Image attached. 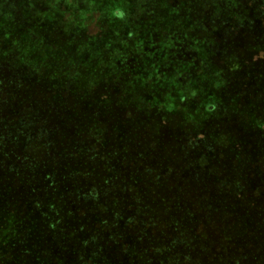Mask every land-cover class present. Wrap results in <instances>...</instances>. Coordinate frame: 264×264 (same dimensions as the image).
Instances as JSON below:
<instances>
[{
  "label": "rangeland",
  "instance_id": "rangeland-1",
  "mask_svg": "<svg viewBox=\"0 0 264 264\" xmlns=\"http://www.w3.org/2000/svg\"><path fill=\"white\" fill-rule=\"evenodd\" d=\"M41 1L0 0V19L14 27L0 28V264H264V64L248 66L263 58L254 37L245 59L235 52L246 33L237 28L241 20L220 14L224 0ZM43 9L55 17L49 28L15 23ZM110 28L122 29L128 50L140 44L137 55L169 50L162 69L168 75L181 69L185 89L200 88L188 99L195 111L170 114L166 104L153 106L149 89L140 98L131 54L134 81H126L124 99L113 88L98 95L100 109L114 97L108 105L114 115L102 123L99 111L98 119L96 113L84 123L69 121L71 112L50 86L60 75L44 68L42 52L38 58L29 49L40 35L47 45L66 31L69 42L96 48L94 67L106 70ZM214 51L222 57L217 63ZM58 57L63 63L65 56ZM198 69L223 85L204 77L196 85ZM162 85L165 93L173 89L168 79ZM85 100L92 102V93L74 94L71 102ZM225 110L229 124L222 122ZM208 118L220 128L218 146L227 150L221 162L208 149L215 129L190 135L194 123ZM119 122L136 129L137 143H124L125 134L116 138L125 128ZM173 123L181 133L170 138ZM155 125L164 131L155 132ZM174 147L184 157L177 158V170L167 161Z\"/></svg>",
  "mask_w": 264,
  "mask_h": 264
},
{
  "label": "trees",
  "instance_id": "trees-1",
  "mask_svg": "<svg viewBox=\"0 0 264 264\" xmlns=\"http://www.w3.org/2000/svg\"><path fill=\"white\" fill-rule=\"evenodd\" d=\"M210 1L211 0H204L203 2L206 4L208 3L210 4ZM250 1L253 2V5H249ZM40 4H44V0H42ZM223 5H225L226 7L224 8V10L220 11V14L224 16H235L236 15L241 20L237 28H242L244 30L243 32L248 33V34L243 33V36H244L243 44L238 43L236 44L237 45L236 47L234 46L235 52H242V55L244 56V59H245V53L249 52L252 49L250 42H251V39L254 37V39L259 44V46H261L260 48H256L255 52L263 54V58L256 61V63L255 62H252V64L248 63V66L251 67V69L261 68L262 65L264 64V0H224ZM202 6L204 7L203 4ZM245 6L249 7L250 10L246 11L247 8L244 10ZM220 9L221 7L219 8V10ZM43 10L44 12L43 11L28 12V14H26L28 19L26 20L25 24L20 23V20L15 21V23L18 25L19 28H31L30 24L36 25V23L38 24L37 28H49V26H51L50 22L53 23L51 19H54L55 17L49 14V11L47 9H43ZM35 18H37L39 21L35 22L34 21ZM4 19L7 21L6 18ZM110 23H113V19L110 20ZM59 27L61 28L60 25ZM0 28H14V27H12V24H10L9 22L8 23L3 22L1 18ZM130 29L131 31H133V28H130ZM109 31L110 33H108L107 35L110 37H109V40L106 42L107 49L105 50V55H106V60H107V62L105 63L107 66L106 70H104L103 68L98 69L97 67H94L97 56H99V53L96 51V48L85 46L83 44V40H79L78 42H73V43L69 42L66 31H65V34L58 33L57 36H55L53 42L47 45L44 44L43 35H40L37 37V40H35L34 45L29 49L31 51V54L35 53L36 57L38 58H40V55L42 52L44 54V59L48 60L47 62H45L46 65L44 66V68L46 70L48 69L47 71H52V72L56 71V74L60 75L57 80L55 79L50 80L51 82L50 86H51V89H53V91L56 93L54 98L60 101L62 106L66 108L67 113L71 112L70 114L72 116V119H69V121H72L73 118H75L78 121L82 120V122L84 123L85 120H87L88 115L90 114L95 115L99 111V113L102 114L101 116L102 119L100 118V123H102V120L105 119L106 116L109 117L110 114L108 113H111L114 115L115 112L113 110H111L110 112L108 110V105L113 106L112 103L113 101H115L114 97L112 96L111 98L112 102H110V98H109L107 100V104H103L105 105V107L102 108L104 110L103 111L102 109L99 108L102 105H100L101 102L99 100L98 95L100 93L106 92L110 88H113L110 91L112 92V95L119 93L118 97L121 96L124 99V96L122 95V90L127 88L126 81L128 80L134 81L133 79L130 78L131 71L129 69V64L127 62V60L130 59L131 54H134L135 56H137V59L134 65H135V74H138L139 76H141V77H138V81L142 82L141 84L142 87L141 89L138 88V91H137L138 93H140L139 95L140 98L145 97L146 91L148 92V89H149V92L152 94V99H151V102L149 103L152 104L153 106L166 104L165 110L168 111V113L170 114L172 113L175 114L176 109L179 113L180 111H185V109H189L190 112L195 111L196 109L195 106L189 105L190 103H188L189 102L188 99L191 97H195L194 96L195 93H193V91H195V89H200V88H194L191 91L186 90L185 89L186 84L180 83L179 81L180 79L179 77H177V72L182 73L181 69H180L181 71L179 70L177 72L172 71V73H169V75L166 72H164L162 69V63L165 62V60L169 57V54L172 55V53L169 50H164L163 48H159V49H155L154 51L149 50L147 52H140L137 55V53L134 52L133 50L137 49L140 44H137L136 46H134L133 49L128 50L127 49L128 44L124 43L125 41L123 39L122 29L110 28ZM253 32L255 36L253 35ZM51 34L54 35L55 32H52ZM145 47H147V45ZM141 48H144V47H141ZM60 54L62 56L63 55L65 56V58L63 59V63L59 62L61 61L60 59H58L59 58L58 55ZM212 54H213L212 58H213L214 63L219 62L220 59L222 58L221 56H218L215 51L212 52ZM53 62L54 64H52ZM49 66L52 68H48ZM53 68H55V70H53ZM112 70L113 72L119 75L118 78L108 77V75L110 74V71ZM197 73H198L196 75L197 77L192 79V81L195 82L196 85L200 87H202V84H200V82H204V80H202L203 77L205 78V81L208 82L209 84L212 80L215 83H220L221 85H223V81L220 80L219 77L214 76L213 77L214 79H210L209 81H207L206 76L208 75L201 73L200 69H198ZM100 74H101V78L99 77ZM166 74L168 75L167 77L165 76ZM151 76L156 77V78H151ZM227 76H228L227 79L229 82V80L231 79L230 78L231 75H227ZM144 78L149 80L148 86H144V81H143ZM166 79L169 80L171 87L173 88L172 91L169 93H165L162 88L163 87L162 82H165ZM70 81H74V83ZM190 92H192V96ZM88 93L89 94L92 93V98H93L92 102H88L87 100H85L84 102H80V101L71 102L72 96L74 94L79 95L80 97H88ZM127 95H130V94L127 93ZM181 98H183L184 100L181 101ZM143 100L146 101V98H144ZM139 104L148 106L143 103H139ZM90 105H92L93 108L89 110V108L87 107H89ZM83 107H85L86 110H84ZM98 109H100L101 112ZM211 110L212 111L214 110L213 106L211 107ZM82 111L84 112L86 111L88 112V114H86L85 116V113L84 114L80 113ZM226 111L227 110L223 112L224 116L222 118V122L229 124L231 121H227ZM230 111L233 113L234 112L236 113V110L234 111L233 109H231ZM76 116H79V119ZM95 117L96 119L99 118L98 113L95 115ZM211 117H213V115H211ZM241 121L243 122L244 127L248 125L245 123V121L243 120ZM234 122H238V121H234ZM234 122H232V124ZM119 124H120V127L124 125L121 122H119ZM173 124H174V127L171 126V129H173V132L169 134L170 136L168 135L170 138L174 137L173 133L175 135L176 131L177 133L178 132L181 133L180 128L178 127L176 130L175 123ZM193 125H194L195 130L190 135L198 134L200 133V131H202L203 129L207 127L208 129H211V130L215 129V131H213L212 133L214 137L210 136V138L207 139L208 145L209 146L210 144L213 145L211 146V148H208V149H211L212 151H214L215 157L218 160V162H221L220 160L225 159L224 152H226L227 150L220 149V147L218 146V140L216 139V134L219 133L217 129H220V128L218 126L216 127L215 124H212L209 121V118L204 120L200 125H197L195 123ZM156 126L157 125H155V129H154L155 132H157L159 128L163 129V131L165 129L163 128L162 125H158L157 127ZM124 127H125L124 131L121 134L117 135L115 133L116 138L119 135L123 136V134H125L124 140H123L124 143H128L129 139L137 143L138 140L135 137L136 129L133 126L129 127L130 130L127 126L124 125ZM130 133L134 134L133 138H130L131 137ZM190 135L183 137L184 139L182 141V147H183L184 141L188 140L187 138ZM158 137L159 136H157V138ZM235 146L236 147L239 146L241 149V144H236ZM235 146L232 144V147H235ZM175 149L177 148L174 147V149H171L170 152L168 153L169 156L168 157L166 156V157H167V161L172 160L173 162L172 164L176 165V167L174 166L173 168H176L175 170H177L179 166L181 165L180 161L177 160V158L179 156H182L181 159H184V157H183V154L177 155L175 153ZM203 153H205V151L198 152L199 155ZM219 155H221V158H219ZM235 155L238 161H240V159L241 160L243 159L241 150L239 153L237 150V154L235 153ZM156 158L159 159V157H156ZM162 158H165V157H162ZM234 162L236 163V160H234ZM235 166L237 167L238 165L235 164ZM255 206L259 208L258 206L260 205L255 204ZM255 228L258 229L259 227L256 225ZM7 241L8 239L3 240V243H6ZM132 264H133V261H132ZM135 264H136V261H135Z\"/></svg>",
  "mask_w": 264,
  "mask_h": 264
}]
</instances>
